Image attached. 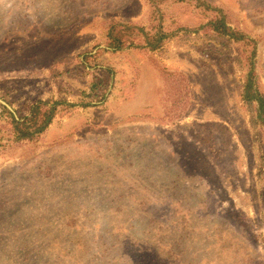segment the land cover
<instances>
[{"label":"rangeland","instance_id":"1","mask_svg":"<svg viewBox=\"0 0 264 264\" xmlns=\"http://www.w3.org/2000/svg\"><path fill=\"white\" fill-rule=\"evenodd\" d=\"M248 78L264 0H0V264H264Z\"/></svg>","mask_w":264,"mask_h":264},{"label":"trees","instance_id":"2","mask_svg":"<svg viewBox=\"0 0 264 264\" xmlns=\"http://www.w3.org/2000/svg\"><path fill=\"white\" fill-rule=\"evenodd\" d=\"M213 29L221 34V36L228 35L230 40L233 34L230 28L226 27L222 21L216 22L213 24ZM231 35V36H230ZM235 39H242V36H235ZM156 47V46H155ZM116 48L119 49L117 46ZM251 79H247L246 84L244 86V99L251 104L252 102H256L258 106L259 114H262L264 118V99L258 95V92L255 90L254 86H252ZM46 106V104H36L29 109L28 114L22 117H18L16 119L12 114H10L12 118V125L14 126V131L16 134L17 140L30 139L37 133H40L46 129V127L50 124L53 115V109H46L42 111V106ZM261 117V116H259Z\"/></svg>","mask_w":264,"mask_h":264}]
</instances>
